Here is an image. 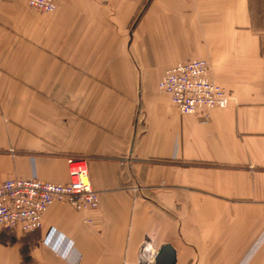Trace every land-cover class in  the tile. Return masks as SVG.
I'll return each mask as SVG.
<instances>
[{"label":"crops","instance_id":"crops-1","mask_svg":"<svg viewBox=\"0 0 264 264\" xmlns=\"http://www.w3.org/2000/svg\"><path fill=\"white\" fill-rule=\"evenodd\" d=\"M55 1L0 0V181L83 158L98 206L0 229V264H264V0ZM193 58L230 93L205 119L157 88Z\"/></svg>","mask_w":264,"mask_h":264},{"label":"built area","instance_id":"built-area-1","mask_svg":"<svg viewBox=\"0 0 264 264\" xmlns=\"http://www.w3.org/2000/svg\"><path fill=\"white\" fill-rule=\"evenodd\" d=\"M38 12H52L55 0H25ZM157 88L167 94L180 114H195L208 118L215 108H224L230 93L215 83L209 75V62L203 58L179 61L167 67L158 80ZM68 180L48 181L36 174L12 176L0 181V229L27 233L41 228L44 213L54 202H62L77 211L93 210L98 206L99 194L91 186L88 166L83 158L68 159ZM143 263L123 260L122 264L153 262L154 253Z\"/></svg>","mask_w":264,"mask_h":264},{"label":"water","instance_id":"water-1","mask_svg":"<svg viewBox=\"0 0 264 264\" xmlns=\"http://www.w3.org/2000/svg\"><path fill=\"white\" fill-rule=\"evenodd\" d=\"M148 240H143L138 249L139 258L143 263L145 257L149 255L147 249ZM175 261V250L169 244H163L160 248L156 251L153 257L154 264H173Z\"/></svg>","mask_w":264,"mask_h":264},{"label":"rangeland","instance_id":"rangeland-1","mask_svg":"<svg viewBox=\"0 0 264 264\" xmlns=\"http://www.w3.org/2000/svg\"><path fill=\"white\" fill-rule=\"evenodd\" d=\"M9 151L12 152V153L14 152L13 148H9ZM14 233H19V232H14ZM8 234H9V235H8ZM8 234L3 233V236H5V237L8 238V237H10L11 233H8ZM20 234H21V233H20ZM22 234H23V233H22ZM156 251H157V250H156ZM156 251L154 252V255H155Z\"/></svg>","mask_w":264,"mask_h":264}]
</instances>
